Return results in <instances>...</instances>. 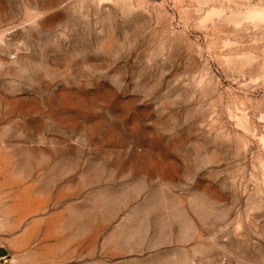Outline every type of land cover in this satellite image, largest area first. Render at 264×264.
<instances>
[{"label":"rangeland","instance_id":"1","mask_svg":"<svg viewBox=\"0 0 264 264\" xmlns=\"http://www.w3.org/2000/svg\"><path fill=\"white\" fill-rule=\"evenodd\" d=\"M6 264H264V0H0Z\"/></svg>","mask_w":264,"mask_h":264},{"label":"crops","instance_id":"2","mask_svg":"<svg viewBox=\"0 0 264 264\" xmlns=\"http://www.w3.org/2000/svg\"><path fill=\"white\" fill-rule=\"evenodd\" d=\"M0 264H6V253L0 247Z\"/></svg>","mask_w":264,"mask_h":264}]
</instances>
